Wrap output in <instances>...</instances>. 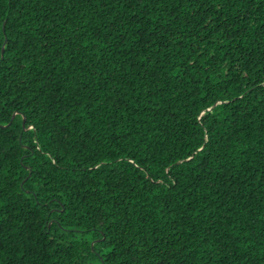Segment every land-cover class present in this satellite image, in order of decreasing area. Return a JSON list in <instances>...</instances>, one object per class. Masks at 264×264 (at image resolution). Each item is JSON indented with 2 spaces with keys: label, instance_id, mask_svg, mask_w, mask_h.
I'll list each match as a JSON object with an SVG mask.
<instances>
[{
  "label": "trees",
  "instance_id": "16d2710c",
  "mask_svg": "<svg viewBox=\"0 0 264 264\" xmlns=\"http://www.w3.org/2000/svg\"><path fill=\"white\" fill-rule=\"evenodd\" d=\"M0 264H264V0H0Z\"/></svg>",
  "mask_w": 264,
  "mask_h": 264
},
{
  "label": "water",
  "instance_id": "95a60500",
  "mask_svg": "<svg viewBox=\"0 0 264 264\" xmlns=\"http://www.w3.org/2000/svg\"><path fill=\"white\" fill-rule=\"evenodd\" d=\"M24 127H26V119H24Z\"/></svg>",
  "mask_w": 264,
  "mask_h": 264
}]
</instances>
